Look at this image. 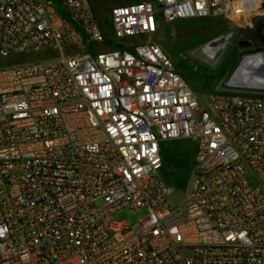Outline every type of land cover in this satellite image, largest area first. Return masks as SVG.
<instances>
[{
  "label": "built area",
  "instance_id": "2783aa9c",
  "mask_svg": "<svg viewBox=\"0 0 264 264\" xmlns=\"http://www.w3.org/2000/svg\"><path fill=\"white\" fill-rule=\"evenodd\" d=\"M211 17L263 42L264 0L115 4L110 39L90 0H0V60L59 51L0 65V264H264V67L239 81L237 64L201 99L151 39ZM180 137L194 158L171 207L161 142Z\"/></svg>",
  "mask_w": 264,
  "mask_h": 264
},
{
  "label": "rangeland",
  "instance_id": "374dc122",
  "mask_svg": "<svg viewBox=\"0 0 264 264\" xmlns=\"http://www.w3.org/2000/svg\"><path fill=\"white\" fill-rule=\"evenodd\" d=\"M96 17L102 23L107 39H110L112 27L108 19L111 6L121 3H130L139 0H90ZM229 22L220 17L175 19L162 21L158 30L151 35V39L161 43L165 51L170 55L176 70L191 86L196 96L205 98L206 93L219 88L221 82L228 76L234 66L240 63L242 53L250 50L264 48V39L259 44H241L237 36H229L222 47L213 56H205L202 46L215 36L222 35L229 27ZM146 35L133 36L125 39L123 43L145 41ZM108 43L96 45L103 50ZM87 52H94L91 45ZM58 50L41 51L35 53H18L9 58L0 60L1 64H9L21 61H33L55 56ZM163 166L160 174L164 181L173 185L175 190L166 196V201L171 207L177 206L183 198L184 191L189 183V170L194 158V143L190 138L180 137L161 142ZM95 204L103 203L102 197L94 200ZM145 210L133 213L128 208L115 211L112 214L115 220L129 219L136 222L145 215Z\"/></svg>",
  "mask_w": 264,
  "mask_h": 264
},
{
  "label": "bare ground",
  "instance_id": "6f19581e",
  "mask_svg": "<svg viewBox=\"0 0 264 264\" xmlns=\"http://www.w3.org/2000/svg\"><path fill=\"white\" fill-rule=\"evenodd\" d=\"M229 33L223 34L220 36H217L213 38L211 41H209L205 46V50L209 52L210 56H213L214 53L219 50L223 43L228 39ZM258 66V67H257ZM264 67V55L259 53L254 57L247 58L245 57L244 60H242L239 64L238 74L239 76L244 74V78H246V75L249 74H257L259 77L261 76L259 73H261V69ZM254 76V78L258 79V76ZM260 79V78H259Z\"/></svg>",
  "mask_w": 264,
  "mask_h": 264
},
{
  "label": "water",
  "instance_id": "95a60500",
  "mask_svg": "<svg viewBox=\"0 0 264 264\" xmlns=\"http://www.w3.org/2000/svg\"><path fill=\"white\" fill-rule=\"evenodd\" d=\"M253 75H254V74H249V75H246V76H247L246 78H244V74H243V76H242V75L239 76L238 71H236L235 74H234V78H235L236 80H239V81H241V80H246V81L255 82L256 79L254 78Z\"/></svg>",
  "mask_w": 264,
  "mask_h": 264
}]
</instances>
